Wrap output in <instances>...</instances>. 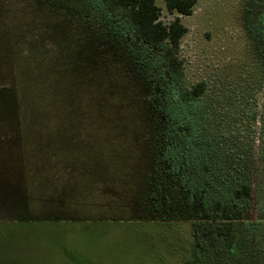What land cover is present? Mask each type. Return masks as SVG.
Segmentation results:
<instances>
[{
  "label": "rangeland",
  "instance_id": "rangeland-1",
  "mask_svg": "<svg viewBox=\"0 0 264 264\" xmlns=\"http://www.w3.org/2000/svg\"><path fill=\"white\" fill-rule=\"evenodd\" d=\"M155 3L163 23L176 16ZM263 3L195 0L178 14L187 28L178 86L205 83L178 111L195 145L194 177L207 181L198 206L243 209L233 246L201 234V250L185 210L145 198L148 175L142 159L132 166L139 153L126 139L139 127L130 88L115 74L109 89L104 69L79 60L76 35L52 6L21 0L1 10L0 81L13 88L0 100V135L22 131L26 150L11 155L14 143L0 140V264H264ZM43 30L51 43L36 39ZM243 182L251 194L236 198Z\"/></svg>",
  "mask_w": 264,
  "mask_h": 264
},
{
  "label": "trees",
  "instance_id": "trees-1",
  "mask_svg": "<svg viewBox=\"0 0 264 264\" xmlns=\"http://www.w3.org/2000/svg\"><path fill=\"white\" fill-rule=\"evenodd\" d=\"M20 1L0 0V11L8 13ZM39 1L52 6L61 23L74 31L77 57L92 61V73L104 69L109 89L113 88L115 74L125 88H130L139 127L130 129L126 139L129 152L139 153V158L133 157L132 166L143 160L137 166L148 175L144 191L148 203H166L164 207L185 210L183 215L192 224L195 248L203 249L201 234L209 238L211 246L219 239L226 246H233L236 222H240L243 209L234 208L231 203H225L220 211L208 205L199 208L198 203L207 200V181L194 177L193 167L197 165L190 156L195 145L187 138L190 127L178 119L180 103L198 98L205 90L204 81L191 88L178 86L183 65L177 52L187 31L178 14H190L195 0H163L168 12L176 13L167 24L159 19L160 7L155 0ZM259 10L257 20L264 39V3ZM38 33L36 39L52 42L53 31ZM49 48L46 44L43 52ZM12 88L9 82L0 81V100L9 97ZM14 100L17 104V97ZM21 134L18 131L13 139L9 136L12 134L0 135L2 142L14 143L11 155L17 154L18 148L26 150L19 140ZM233 193L236 198L249 196L251 185L243 182Z\"/></svg>",
  "mask_w": 264,
  "mask_h": 264
}]
</instances>
